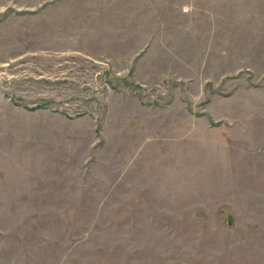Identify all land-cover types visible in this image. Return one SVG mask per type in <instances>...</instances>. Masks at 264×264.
Returning <instances> with one entry per match:
<instances>
[{
	"label": "rangeland",
	"instance_id": "1",
	"mask_svg": "<svg viewBox=\"0 0 264 264\" xmlns=\"http://www.w3.org/2000/svg\"><path fill=\"white\" fill-rule=\"evenodd\" d=\"M0 264H264V0H0Z\"/></svg>",
	"mask_w": 264,
	"mask_h": 264
}]
</instances>
